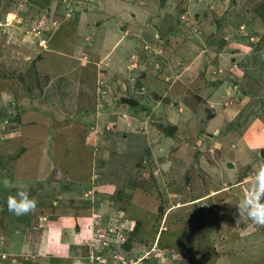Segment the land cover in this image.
<instances>
[{
	"label": "rangeland",
	"instance_id": "rangeland-1",
	"mask_svg": "<svg viewBox=\"0 0 264 264\" xmlns=\"http://www.w3.org/2000/svg\"><path fill=\"white\" fill-rule=\"evenodd\" d=\"M259 150L264 0H0V264H264Z\"/></svg>",
	"mask_w": 264,
	"mask_h": 264
},
{
	"label": "clouds",
	"instance_id": "clouds-1",
	"mask_svg": "<svg viewBox=\"0 0 264 264\" xmlns=\"http://www.w3.org/2000/svg\"><path fill=\"white\" fill-rule=\"evenodd\" d=\"M248 180L250 186L245 190L243 198L239 202L238 215L240 217L241 214H244L254 225L264 227V163L248 177ZM2 183L6 189L17 187L7 178L3 179ZM36 206L35 199L29 197L26 186L22 184L18 186L16 195L7 197L8 211L16 216L34 212ZM74 264H80V260L75 259Z\"/></svg>",
	"mask_w": 264,
	"mask_h": 264
},
{
	"label": "crops",
	"instance_id": "crops-1",
	"mask_svg": "<svg viewBox=\"0 0 264 264\" xmlns=\"http://www.w3.org/2000/svg\"><path fill=\"white\" fill-rule=\"evenodd\" d=\"M224 59H223V57H222V59L220 60V61H223ZM67 218V217H66ZM86 219L87 220H78V224L80 225V227H78V228H76V235L77 234H83L82 236L83 237H86V239H90V236H89V231H87V225H89V219H90V217H86ZM66 221L69 223L70 221H71V218L69 217V220L68 219H66ZM70 225H72V223L70 222L69 223ZM83 225H84V227H83ZM90 225H92V223L90 224ZM72 227V226H71ZM71 231V230H70ZM70 231L68 230V233L67 234H65L66 232H67V229L65 230L64 228H63V232H57L56 233V235H57V240H59V243H58V248L57 249H59L62 253L61 254H64L65 253V250H64V248H63V246L61 245V244H63L62 242H64V241H70V242H72V243H74V244H76L75 242H76V238H74V234L73 233H70ZM78 231V232H77ZM53 243L52 242H48V245H46V247H44V249L46 250H53ZM79 246H81V245H79ZM42 248H43V246H42ZM55 253V252H54ZM46 254H48V255H46V258H41L40 257V259H41V263L40 264H47L49 261V259L50 258H53V260H56V261H60V260H66V262H65V264L66 263H68V264H74V260L75 259H77V257H73V258H70L69 256H67V255H59V256H54L53 254H52V252H47ZM67 256V257H66ZM78 257H80V256H78ZM81 258V257H80ZM81 259H83V257L81 258ZM80 259V260H81ZM80 264H81V262H80Z\"/></svg>",
	"mask_w": 264,
	"mask_h": 264
},
{
	"label": "water",
	"instance_id": "water-1",
	"mask_svg": "<svg viewBox=\"0 0 264 264\" xmlns=\"http://www.w3.org/2000/svg\"><path fill=\"white\" fill-rule=\"evenodd\" d=\"M118 103L121 104V105H126L128 107H135V106H137V102L134 99H132V98H126V97L125 98L124 97L119 98ZM63 124H66V122L63 121L62 123H58L57 125L61 126ZM263 155H264L263 150H259V157H262ZM167 165L168 164H165L163 166L162 170L165 169L167 167Z\"/></svg>",
	"mask_w": 264,
	"mask_h": 264
},
{
	"label": "built area",
	"instance_id": "built-area-1",
	"mask_svg": "<svg viewBox=\"0 0 264 264\" xmlns=\"http://www.w3.org/2000/svg\"><path fill=\"white\" fill-rule=\"evenodd\" d=\"M41 44H43V43H41ZM43 46V45H42Z\"/></svg>",
	"mask_w": 264,
	"mask_h": 264
}]
</instances>
